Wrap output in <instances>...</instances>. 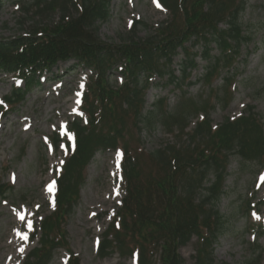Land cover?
<instances>
[{
  "label": "trees",
  "instance_id": "trees-1",
  "mask_svg": "<svg viewBox=\"0 0 264 264\" xmlns=\"http://www.w3.org/2000/svg\"><path fill=\"white\" fill-rule=\"evenodd\" d=\"M160 2L169 12V21L142 37L135 32V22L118 43L106 42L98 35L99 25L109 19L111 0H32L22 4L25 16L32 14V22L12 37L0 38V71L23 81L22 88L13 89L5 97L12 105L38 85L40 74L52 72L60 62L73 60V66L91 71L82 104L87 121L84 124L76 118L70 123L75 144L56 178L54 210L40 221L39 246L22 264H46L53 250L63 247L62 224L78 201L80 175L92 158L91 152L115 149L124 133L138 134L158 123L184 134L189 111L183 112L180 103L174 110H167L161 98L144 110L145 91L153 75L167 77L168 83L178 80L172 63L181 51L180 73L188 76L197 65L192 50L200 45L202 57L209 62L203 77L210 84L213 73L233 68L241 45L249 40L240 22L245 0ZM54 15H58L57 20L44 21ZM211 44L218 48L217 56H210ZM116 70L123 77L118 86L109 82ZM225 81L223 89L230 79ZM252 111L249 106L242 116L234 120L227 117L216 128L210 126L203 111H197L193 118L204 113L203 118L185 135L184 144L146 153L156 169L154 175L142 176V165L124 143L125 195L99 242L98 256L104 258L117 250L129 257L136 253L138 264H153L158 253L160 264H185L178 250L195 235L198 243L193 264H218L212 246L224 224L217 204L224 194L227 161L236 155L243 162H264V136ZM59 142L54 135L52 146L58 147ZM207 178L210 183L203 186ZM10 188L0 184V197ZM257 248L255 241L253 249ZM68 264H79V260L70 254Z\"/></svg>",
  "mask_w": 264,
  "mask_h": 264
},
{
  "label": "rangeland",
  "instance_id": "rangeland-1",
  "mask_svg": "<svg viewBox=\"0 0 264 264\" xmlns=\"http://www.w3.org/2000/svg\"><path fill=\"white\" fill-rule=\"evenodd\" d=\"M31 1L0 0V38H10L20 27L32 22V14L29 12L26 17L22 9V4ZM158 5L156 0H111L109 19L99 25L98 35L106 42L118 43L136 22L137 36H146L170 19L168 10ZM57 19L58 15H54L44 21ZM177 22H180L178 18ZM240 22L249 40L241 45L233 68H222L219 74L213 73L210 84L203 77L209 62L202 57L200 45L193 48L197 65L188 76L180 73L184 56L179 51L172 63L178 80L168 83L167 77L158 75L149 79L151 86L145 91L144 110L151 109L161 98L165 99L167 110H174L180 103L185 108L183 112L189 111L186 115L190 125L184 134L175 127L168 129L158 123L151 129H141L138 134L132 131L120 136L119 144L124 146L127 143L131 156L142 165V176L154 175L156 171L145 153L168 145L184 144L185 135L200 119L201 115L193 120L197 111H203L210 126L215 128L225 118L236 119L252 106L253 119L257 120L264 136V0H245ZM210 49V56L219 54L213 44ZM73 63H58L53 72L43 73L39 85L9 108L3 99L13 88L23 85L11 75L0 72V184L11 187L3 198L0 197V264H22L31 250L39 246V221L53 210L55 186L52 191L49 186L53 185L68 151L63 142L56 149L50 146L49 138L55 133L66 136L69 123L76 117L81 118V98L78 101L76 97L78 93L81 97L84 83L88 84L91 75L79 65L71 67ZM121 77L118 71H114L109 82L118 86ZM226 78L230 82L223 89ZM130 123L127 118L126 124ZM65 141H69L72 148V137L66 136ZM90 154L92 158L80 175L78 201L62 224L64 245L53 250L46 264H66L68 253L77 257L79 264H137L135 257L123 256L117 250L104 258L98 256V241L116 218L123 197L119 171L121 154L105 149ZM263 165L264 162L257 160L243 162L236 155L227 161L222 187L224 194L217 204L224 224L212 246L218 264H264V188H261L262 184L258 185V179L260 181L264 175ZM209 179L212 180L211 175ZM209 183L207 178L203 186ZM200 192L202 194L204 190ZM251 203L258 204L256 213L247 209V206L252 207ZM33 227L37 232L30 241L28 236ZM15 233L19 239L11 252L6 251V240ZM255 241L257 249H253ZM197 243L198 238L194 235L179 248L185 264L194 263ZM153 264H159L158 253L154 254Z\"/></svg>",
  "mask_w": 264,
  "mask_h": 264
},
{
  "label": "bare ground",
  "instance_id": "bare-ground-1",
  "mask_svg": "<svg viewBox=\"0 0 264 264\" xmlns=\"http://www.w3.org/2000/svg\"><path fill=\"white\" fill-rule=\"evenodd\" d=\"M27 119H28V117H27ZM12 238H14V239H12ZM19 239V236L15 233V234H12L11 236H9L8 238H7V243H6V247L5 248H7L8 247V249L6 250V251H12L13 250V245L15 244V242L17 241ZM3 246H5V245H3ZM10 254V253H9Z\"/></svg>",
  "mask_w": 264,
  "mask_h": 264
},
{
  "label": "snow or ice",
  "instance_id": "snow-or-ice-1",
  "mask_svg": "<svg viewBox=\"0 0 264 264\" xmlns=\"http://www.w3.org/2000/svg\"><path fill=\"white\" fill-rule=\"evenodd\" d=\"M158 6H159V5H158ZM53 188H54V182H53V185H50V186H49V191H52ZM257 218H259V217H257ZM20 219L23 220V217H20ZM28 227L30 228V227H31V224H29ZM25 238H26V237H25Z\"/></svg>",
  "mask_w": 264,
  "mask_h": 264
}]
</instances>
